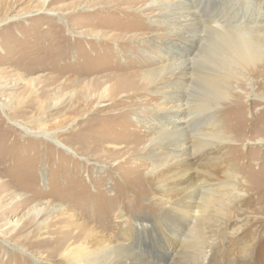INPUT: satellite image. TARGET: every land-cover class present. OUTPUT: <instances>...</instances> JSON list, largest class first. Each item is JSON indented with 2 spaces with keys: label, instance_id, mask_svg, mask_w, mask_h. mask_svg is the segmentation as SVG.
<instances>
[{
  "label": "rangeland",
  "instance_id": "374dc122",
  "mask_svg": "<svg viewBox=\"0 0 264 264\" xmlns=\"http://www.w3.org/2000/svg\"><path fill=\"white\" fill-rule=\"evenodd\" d=\"M246 1L191 3L205 24L223 25L233 14L245 18L235 26L264 32V0ZM167 2L184 8L179 0H8L0 7V264H72L64 252L89 240L99 245L101 234L91 226L124 241L131 215L145 217L139 219L147 228L135 231L128 246L153 263H174L177 251L191 261L203 247V230L191 228L195 220L161 213L146 182L152 163L143 150L160 135L153 109L162 99L144 84L145 73H160L170 62L161 43ZM201 36L197 46L173 47L175 59L192 61L194 76L201 74L195 62L203 49L215 65L213 36L204 28ZM262 66L214 82L228 101L211 103L196 83L182 89L187 146L193 153L202 148L213 170H233L243 191L226 230L208 234L203 248L213 251L211 264H231L239 248L264 237V86L256 75ZM135 73L140 77L133 80ZM144 109L152 115L150 128L136 113ZM21 199L29 200L15 205ZM39 205L45 210L37 218L32 210Z\"/></svg>",
  "mask_w": 264,
  "mask_h": 264
},
{
  "label": "bare ground",
  "instance_id": "6f19581e",
  "mask_svg": "<svg viewBox=\"0 0 264 264\" xmlns=\"http://www.w3.org/2000/svg\"><path fill=\"white\" fill-rule=\"evenodd\" d=\"M179 1L180 6L184 5V8L172 7L174 4L171 2L162 5V7L166 8L163 25L165 24L167 29V39L161 43L167 46L170 55L173 53V47L177 44H183L185 46L195 44L197 46L198 43L204 39V37L201 36L202 29L204 28L213 36L212 41L216 44L213 52L215 56L213 62L215 65L213 67L209 65V54L203 49V52L197 57L195 62V65L197 63H199V65L201 64L200 76L191 75L194 69V67L192 68L191 60H177L174 58L173 54L172 58L168 57L170 55H167V58H169L168 61L170 62H167L166 67L160 71V73H145L146 82H144V84L153 90L155 89V92L161 95L159 97H161L162 101L156 103V108L155 110L153 109V113L155 114L153 118L158 122V125L154 124V126L160 135L155 138L147 139H150L149 145L143 150V153L146 159H150L152 163V168H150L149 171V178L146 182L153 189V192H155L156 200L162 203L161 210H159L162 211L161 213H166V215L171 214L172 217L178 216L180 219L188 216L190 223L194 219L195 222L193 224L191 223L193 225L191 228L195 229L198 227L203 230L204 247L206 241L210 238L208 234H215V232L216 234L217 232L221 234L226 230L225 228L228 227L234 216V210L232 208L241 200L243 191L238 188L240 182L239 175L233 170L230 168H226L227 170L221 168L213 170V165H206V159H202L200 154L202 148L197 149V151L193 153V151H190V147L187 146L189 135L185 132V125L181 126L182 118L180 117L183 111L186 110V105L182 102L186 95L182 93V89L186 86L188 87L190 84L196 83V85L202 86V90H205L215 99H212L211 103L228 101V93L225 91L223 92L221 89L216 90L214 82L216 80L219 82L226 80L227 78L224 77H230L238 70L247 71L249 68H252V66L255 68L257 65L264 63V32L259 30V28L242 29V27L235 26L236 24H243L245 18H238L233 14H231L227 21L225 20L226 23L223 25L212 23V25L205 24L195 12L198 10L193 7L191 0ZM248 2L255 3L254 0H249ZM6 3H8V0H1L0 7L2 11L7 8ZM242 5L246 6L245 4ZM241 8L242 10L240 12L246 10V7ZM258 11H262L260 5ZM217 17L219 16L215 18ZM155 42L159 43L157 40L153 42L150 41L151 44ZM256 71V75L262 76L263 78L262 85H259L264 86V66ZM129 76L133 78V80H136V76L140 77L137 73ZM106 93H108L107 88L104 89L103 94V97L107 98ZM203 96L204 95H202L199 101H202ZM2 107L4 108V105H2ZM136 113H138V119L143 121V123L150 128L151 125L149 124V120L152 118L151 113L147 112L145 109L139 110ZM225 123L226 122H224L223 125H225ZM171 126L172 128H170ZM225 127H223V129H225ZM202 136L205 138L211 137L208 134H203ZM162 138L167 140L165 144ZM140 145L141 142H138L134 150L136 151ZM209 149L208 153L210 154H220L218 150L214 151ZM212 158L213 157L209 156L207 159L210 160ZM163 161V165L157 166V162L163 163ZM199 164L202 165L200 166ZM218 164L220 163L218 162ZM221 172L225 174L224 180L220 179L219 175ZM2 185L4 188L5 184H1V188ZM28 200L29 199H21L19 203L15 205L24 203ZM44 207L45 205L35 207L32 210L33 214H35L37 218H40L45 210ZM124 207L128 209L125 204ZM119 212L122 213L124 211L120 209ZM139 218L145 217L139 216ZM139 218L133 215L125 217L126 222L123 226L126 237L131 238L135 231L139 229L143 230V228L145 230L147 228V221ZM31 224L33 223L31 222ZM46 225L47 223L42 221L40 226ZM37 230L38 228H35L32 234ZM89 230L93 233L98 232V234H101L102 239L99 245L93 247V245L89 244L92 243V240H89L86 244H81L77 248L64 252L66 261L69 260L72 264H159L153 263V261L151 262V260L143 257L140 253L133 251L131 247L128 246L129 244L127 242L130 240L128 238L118 242L94 226H91ZM20 231L21 230L18 232ZM193 232H196V230H193ZM186 239H180L178 242L184 245L186 244ZM88 244L90 247L87 246ZM203 247L201 246L198 248V251L195 253V258L191 261H182L181 253L177 251L175 253L177 255V260L175 262L172 261L174 263L169 262L167 264H211L213 251H208ZM244 248L245 250H243V248L237 250L234 262L232 261L231 264H264V237L256 246L248 244L247 247ZM243 255H245V257H243ZM112 256H120V262Z\"/></svg>",
  "mask_w": 264,
  "mask_h": 264
}]
</instances>
